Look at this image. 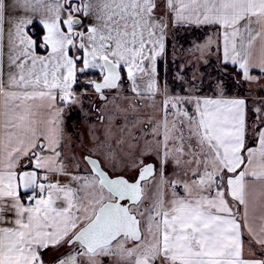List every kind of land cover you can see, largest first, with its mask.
I'll return each mask as SVG.
<instances>
[{
	"label": "snow or ice",
	"instance_id": "snow-or-ice-1",
	"mask_svg": "<svg viewBox=\"0 0 264 264\" xmlns=\"http://www.w3.org/2000/svg\"><path fill=\"white\" fill-rule=\"evenodd\" d=\"M0 264H264V0H0Z\"/></svg>",
	"mask_w": 264,
	"mask_h": 264
}]
</instances>
